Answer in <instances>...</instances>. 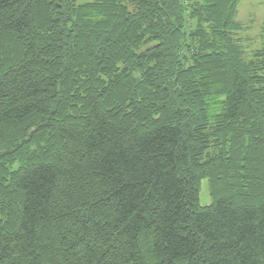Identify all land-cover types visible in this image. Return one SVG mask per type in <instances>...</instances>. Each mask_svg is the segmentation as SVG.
Returning a JSON list of instances; mask_svg holds the SVG:
<instances>
[{
    "label": "trees",
    "instance_id": "obj_1",
    "mask_svg": "<svg viewBox=\"0 0 264 264\" xmlns=\"http://www.w3.org/2000/svg\"><path fill=\"white\" fill-rule=\"evenodd\" d=\"M241 1L0 0V264H264Z\"/></svg>",
    "mask_w": 264,
    "mask_h": 264
},
{
    "label": "rangeland",
    "instance_id": "obj_2",
    "mask_svg": "<svg viewBox=\"0 0 264 264\" xmlns=\"http://www.w3.org/2000/svg\"><path fill=\"white\" fill-rule=\"evenodd\" d=\"M75 1L83 3L91 0ZM236 19L242 26L236 36L240 39L248 57L253 50L264 43V0H242L237 7ZM210 202L207 180L203 179L200 183L199 204L205 206Z\"/></svg>",
    "mask_w": 264,
    "mask_h": 264
}]
</instances>
